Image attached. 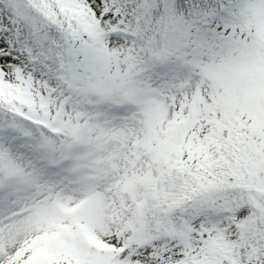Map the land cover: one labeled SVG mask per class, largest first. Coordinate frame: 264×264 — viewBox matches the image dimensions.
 I'll return each mask as SVG.
<instances>
[{"label":"snow or ice","instance_id":"obj_1","mask_svg":"<svg viewBox=\"0 0 264 264\" xmlns=\"http://www.w3.org/2000/svg\"><path fill=\"white\" fill-rule=\"evenodd\" d=\"M0 264H264V0H0Z\"/></svg>","mask_w":264,"mask_h":264}]
</instances>
